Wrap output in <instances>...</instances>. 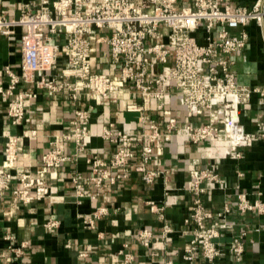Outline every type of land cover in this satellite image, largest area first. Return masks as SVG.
<instances>
[{
    "label": "built area",
    "instance_id": "1",
    "mask_svg": "<svg viewBox=\"0 0 264 264\" xmlns=\"http://www.w3.org/2000/svg\"><path fill=\"white\" fill-rule=\"evenodd\" d=\"M179 0H30L20 5L19 16L8 18L0 14V36H12L21 29L20 72L8 66L6 85H0V97L7 100L6 116L13 125L21 123L27 104L36 98L32 90L38 84L50 97L63 92L73 101L87 93L91 99L106 98L116 92L119 84L131 82L140 96L156 100V108L162 109L170 88L180 93L187 121L184 132L187 138L198 143L212 137L228 142L225 155L241 157V148L251 146L264 137V121H258L253 132H246L237 120V108L247 103L252 95L264 98L263 86H247L235 81L231 70L233 54L241 51L248 39L246 29L250 21L264 23V0H256L251 6L236 5L223 0H191L190 5L177 7ZM93 28H108V50L113 63L118 64L117 75L93 72L90 62V42L87 35ZM197 32H200L199 39ZM64 37L63 42L57 38ZM161 38V39H160ZM64 53L67 60L58 69V58ZM173 66L166 72L153 71L169 58ZM23 83L25 88L17 89ZM126 110L142 112L144 106L129 104ZM72 130L61 136L73 143V158L85 157L89 174L83 177L74 172L71 180L77 196L85 195L84 182L100 187L104 182L115 184L124 181L132 173L141 176L146 184H152L160 171L148 168L152 159L153 145L161 151L178 127L179 120L167 118L160 131L158 120L142 114L140 122L149 132L130 134L117 129L112 122L103 125L101 136L115 146L107 159L99 158L85 149L89 134V113L83 108L74 110ZM204 116L207 120L195 124L193 118ZM221 125V127L219 126ZM22 134H6L3 159L0 164V195L11 188L16 179L20 188L12 194L22 203L41 200L49 194L44 172L37 176L20 172L15 174L18 145ZM64 148L56 142L41 154V165L57 167L70 160ZM217 175L209 169L191 174L189 191L196 194L190 211L184 219L192 225L190 239L182 252V259L190 261L200 254L206 260H214L221 253L215 241L221 232L231 227L224 218L230 212L228 205L213 215L205 207L199 195L204 192L203 181H215ZM252 200L245 192H239L235 207L240 212L255 211L264 214V202L258 191ZM150 209L155 211L154 204ZM106 213L105 208L95 209L84 219L89 228ZM212 220V222H208ZM56 220L48 221V228L57 226ZM174 229L163 224L159 236H153L142 228L138 238L148 245L152 240L166 239ZM11 239L10 236H6ZM10 246L19 256L21 248ZM229 251L236 260L243 252L242 242L231 243ZM128 259V258H127Z\"/></svg>",
    "mask_w": 264,
    "mask_h": 264
},
{
    "label": "crops",
    "instance_id": "2",
    "mask_svg": "<svg viewBox=\"0 0 264 264\" xmlns=\"http://www.w3.org/2000/svg\"><path fill=\"white\" fill-rule=\"evenodd\" d=\"M27 1L30 0H0V14L17 18L21 3ZM255 1L223 0L242 6H251ZM190 4L191 0H179L177 7ZM246 29L248 39L244 48L233 54L231 70L238 84L263 86L264 23L259 25L250 21ZM109 34L108 28H93L87 35L90 62L93 72L117 75L119 66L112 62L108 50ZM197 34L201 39L200 32ZM20 36L19 28L12 36H0V85L7 83L6 66L20 72ZM57 40L63 42L64 37ZM66 60L62 52L57 62L58 69ZM172 66L170 57L166 64H159L152 70L161 73ZM25 87L20 83L17 89ZM31 87L37 96L27 104L24 118L17 125L10 123L6 116L7 100L0 97V164L6 134L33 132L24 136L18 145L14 173L37 176L44 172L49 194L41 200L24 204L11 192L20 188V183L14 179L11 188L0 195V264H264V214L240 212L235 207L239 192H245L252 200L259 191L264 202V137L251 146L242 147L239 158L225 155L228 142L221 137L191 142L184 132L186 113L180 93L175 88H170L162 109L158 110L156 100L144 102L131 82L119 84L116 92L106 98L93 100L82 92L77 101L63 92L50 97L38 84ZM129 104L143 105L144 110L128 111L126 106ZM76 108L86 109L89 113L86 151L103 159L109 158L115 149L112 143L102 138L103 125L112 122L117 129L140 134L149 132L147 125L139 120L142 114L158 120L160 131H163L167 118H177L178 127L164 148L157 151L153 145L148 168L160 171L154 182L146 184L135 173L124 181L115 184L104 182L100 187L85 181V195L77 196L71 177L74 172L88 176V165L83 155L73 158L71 140L61 139L72 130ZM192 120L200 124L207 118L196 116ZM237 120L246 132L255 131L257 122L264 121V98L252 95L247 103L239 105ZM55 142L71 159L60 162L57 167L46 168L41 165L40 156ZM201 169L212 170L217 175V180L201 183L204 192L199 197L204 207L215 215L223 205H228L230 212L224 220L231 227L215 239L221 246L217 258L206 260L197 254L193 260L185 261L182 252L193 226L185 224L184 219L196 197L188 186L191 174ZM150 204L157 209L152 211ZM97 208H105L106 213L95 219L94 228H89L84 219ZM50 220H56L57 226L46 227ZM165 223L174 229L166 239L159 238L144 245V241L138 238L142 228L150 230L153 236H159ZM237 240L243 246L239 260L229 251L231 243ZM22 244V253L15 256L9 247Z\"/></svg>",
    "mask_w": 264,
    "mask_h": 264
}]
</instances>
